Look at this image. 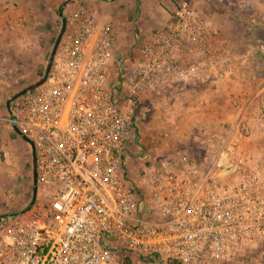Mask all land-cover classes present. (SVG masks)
I'll use <instances>...</instances> for the list:
<instances>
[{"label":"built area","instance_id":"1","mask_svg":"<svg viewBox=\"0 0 264 264\" xmlns=\"http://www.w3.org/2000/svg\"><path fill=\"white\" fill-rule=\"evenodd\" d=\"M67 27L46 82L0 119L14 131L15 117L52 192L43 210L0 215V264H222L264 239V163L239 140L224 142L211 174L188 157L180 174L127 170L143 100L217 75L226 40L187 0L119 60L116 23L82 9Z\"/></svg>","mask_w":264,"mask_h":264},{"label":"rangeland","instance_id":"2","mask_svg":"<svg viewBox=\"0 0 264 264\" xmlns=\"http://www.w3.org/2000/svg\"><path fill=\"white\" fill-rule=\"evenodd\" d=\"M20 1V5L14 2L12 7L5 9L7 11L6 26H2L3 30H0V107H2L0 111L2 114L6 113V101L9 98L43 77L39 73L43 72V75L45 73L50 54L62 25L58 13L62 3L67 0ZM174 1L178 4L181 0ZM187 1L203 17L204 13L215 14L216 18L217 15L226 13L231 18L241 19L237 22H235L236 20H227L226 23L223 20L225 30L223 35L218 38L226 40L227 44L231 46L232 52L234 51L236 55L250 51L256 56V60L248 59L241 71L245 75L243 77L250 82L248 90H257L259 86L263 87L264 0ZM2 4L0 0V10L3 8ZM82 9L94 13L100 22L111 21L116 23L121 28L120 38L126 39L128 37L122 32L129 20L123 6L114 9L113 13L108 10H99L98 12L91 5L79 0H69L64 8V16L67 22L76 11ZM15 13L17 14L15 15ZM105 15L109 17L106 18ZM12 16H17L19 21L15 23ZM216 21H219L218 18ZM129 24L131 25L130 28L140 27L139 22L131 21ZM136 34L139 35V32L137 31ZM169 97L154 92L152 96L143 100L144 108L148 111L145 115L142 114L138 120L135 140L141 144V150L137 149L140 152L137 157L133 153L137 152L136 150L133 151L134 149L129 154L133 159L129 164V174L135 180L139 175L145 173H172L174 168H178L180 160L183 163V158L187 157V154L179 152L177 146L180 137L179 132L170 129L176 117L172 116L168 110L169 104L175 102L174 99H169ZM261 100L263 111L258 117H260L262 126L264 124V98ZM231 102L233 105V100ZM244 102L241 103L238 100L237 106L233 105L236 113L242 109ZM252 108L251 106L248 111L253 112ZM214 116L220 120H226L224 114L216 113ZM223 124L225 125L223 133L211 135L214 141L209 149L210 157L208 161L217 156L224 144L223 140L227 138L226 134L230 133L228 129L230 126L221 122V126ZM241 129L242 127L240 131ZM259 134V143L263 142L264 144V132L259 130ZM230 136L231 134L228 137ZM25 146L26 141L21 136L0 125V215L16 213L20 209H26L33 198L32 156L31 151H25L27 150ZM259 148L262 147L259 146ZM141 153L142 155H140ZM259 159H262L261 162L264 163V150ZM178 169L181 170V168ZM185 169L188 170L189 166L183 167L182 170ZM51 197L52 192L42 193V186L39 185L36 201L32 208L43 210V207L50 203ZM222 264H264V239L245 247L236 256Z\"/></svg>","mask_w":264,"mask_h":264},{"label":"crops","instance_id":"3","mask_svg":"<svg viewBox=\"0 0 264 264\" xmlns=\"http://www.w3.org/2000/svg\"><path fill=\"white\" fill-rule=\"evenodd\" d=\"M83 3L91 5L95 10H108L113 13V10L120 6L125 8V13L129 20L126 22L125 27L122 29L123 34L128 35L125 39L119 40V47L115 52L116 60L125 57L133 51L135 44V34L141 31V34L149 35L156 28L166 25L171 17L175 8L174 0H115V1H102V0H79ZM2 7L0 10V30L2 26H6L7 11L5 9L12 7L13 3L21 2L20 0H1ZM4 10V11H3ZM96 11V12H97ZM9 12V10H8ZM17 13H15L16 15ZM99 14V13H98ZM137 15V16H136ZM13 21H19L17 16H12ZM105 17H109L105 15ZM204 17L211 27L217 31L218 37L222 36L225 30V24L222 23L227 20H236L231 18L228 14L222 13L217 15H209L204 13ZM98 18V17H97ZM238 18V16H237ZM99 19V18H98ZM224 20V21H223ZM237 20H241L240 18ZM237 20L235 22H237ZM135 21L140 23L139 28H130V22ZM136 27V24H135ZM126 29V31H124ZM256 60V56L250 51L244 54L236 55L234 51L232 55L226 59L223 66L218 67V74L213 75L211 72L202 76L197 80L189 83H183L171 86L165 90H159L156 93H161L163 96H170L169 99H174L175 102L169 104V111L172 116L176 117L171 125L172 130L179 132V142L177 144L180 153L187 154L189 162L192 166L196 167L198 173H214L216 168L214 166L215 158L208 161L210 157V146L213 145L214 134H221L224 130L226 123L230 133L226 134V139H237L240 141L243 151L252 155L254 159L261 162L262 152L264 150L263 142H259V130L264 132V124L261 126L260 114L263 109L261 106L262 98H264V86H259L257 90H248L250 83L243 76L241 69L248 62V59ZM167 91V92H165ZM172 91V92H171ZM221 100V102H219ZM232 100H239L244 102L242 109L235 112ZM252 108L253 112L248 111ZM2 107H0L1 110ZM7 112V107L5 108ZM215 112V113H214ZM224 114L226 120H220L214 114ZM6 115L0 111V119ZM2 123H0L1 125ZM242 127L241 131L240 128ZM227 129V130H228ZM245 131V132H244ZM241 133V134H239ZM229 134H231L230 137ZM243 134V135H242ZM218 136V135H216ZM136 137L131 142L130 151L141 150V144L136 142ZM137 143V145L135 144ZM223 142V143H224ZM262 147V148H259ZM27 149V150H25ZM25 151L30 152L31 147L26 142ZM134 155L139 156V151L133 152ZM142 155V153L140 154ZM130 155L127 156V170L130 173L129 164L133 160ZM145 159V158H142ZM181 159V158H180ZM178 168L173 169L172 173L180 174L188 171L182 170L186 167L184 163H178ZM26 194V192H25ZM24 210V209H23ZM22 209H20L21 212Z\"/></svg>","mask_w":264,"mask_h":264},{"label":"water","instance_id":"4","mask_svg":"<svg viewBox=\"0 0 264 264\" xmlns=\"http://www.w3.org/2000/svg\"><path fill=\"white\" fill-rule=\"evenodd\" d=\"M68 1H65L62 3V6L59 10V13H58V17L59 19L61 20L62 22V25H61V29H60V33L58 35V37L56 38L55 40V43H54V46H53V49H52V52L50 54V58L48 60V63H47V67H46V70H45V73L43 75V77L34 82L33 84H30L29 86L23 88L22 90H20L18 93L14 94L11 98H9L7 101H6V107L8 109L9 112L10 111V108H11V103L16 100L17 98H19L20 96L26 94V93H29L35 89H37L38 87H40L41 85H43L47 78H48V75L50 73V70H51V67H52V63H53V60H54V57L56 55V52L59 48V45L62 41V38H63V35L64 33L66 32V29H67V19L66 17L64 16V8L65 6L68 4ZM102 1H115V0H102ZM12 121H13V128H14V131L15 132H18L17 130V127H16V120H15V117L12 116ZM25 141L29 142L30 146H31V156H32V181H33V198L30 202V204L28 205V207L24 210H22L21 214H23L24 212H26L27 210L31 209L32 206L34 205L35 201H36V195H37V188H38V178H37V160H36V153H35V149H34V146L33 144L26 140L25 138H23Z\"/></svg>","mask_w":264,"mask_h":264},{"label":"trees","instance_id":"5","mask_svg":"<svg viewBox=\"0 0 264 264\" xmlns=\"http://www.w3.org/2000/svg\"><path fill=\"white\" fill-rule=\"evenodd\" d=\"M39 74H40V76H43V72H40ZM129 264H130V263H129Z\"/></svg>","mask_w":264,"mask_h":264}]
</instances>
